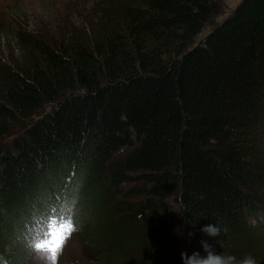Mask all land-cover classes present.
<instances>
[{
  "label": "trees",
  "instance_id": "obj_1",
  "mask_svg": "<svg viewBox=\"0 0 264 264\" xmlns=\"http://www.w3.org/2000/svg\"><path fill=\"white\" fill-rule=\"evenodd\" d=\"M125 1L107 34L23 31V61L0 63V264H23L49 195L71 198L93 264H183L201 241L264 264V0L218 23L217 0Z\"/></svg>",
  "mask_w": 264,
  "mask_h": 264
},
{
  "label": "rangeland",
  "instance_id": "obj_2",
  "mask_svg": "<svg viewBox=\"0 0 264 264\" xmlns=\"http://www.w3.org/2000/svg\"><path fill=\"white\" fill-rule=\"evenodd\" d=\"M217 1L220 6V13L215 18V22L218 23L233 11L241 0ZM126 3L125 0H0V63L7 62L6 59L9 57L18 62L23 61V56L29 50V46L23 44V39L27 40L23 35V31L28 35L45 33L53 37L71 36L78 33L87 34L95 29L107 34L108 30L114 25L124 24V17L122 14L119 15V12L121 6ZM19 17H22V19H19ZM34 29L37 34L32 31ZM204 34L205 31L199 35V38ZM19 132L20 130L15 128L8 137H14ZM255 135L264 146V120L258 125ZM123 154L124 151L119 153L118 157ZM133 186L135 185H123L122 188L129 189ZM257 189V195L264 200V185L260 188L257 187ZM56 193L52 192L51 194L57 195ZM71 193V197H73L74 192L71 191ZM115 197L119 199L120 195ZM49 198L50 195L47 197L48 201L41 203V206H39L38 210L42 211H34V213L24 215L26 224L23 234L27 239L32 238L33 229L37 222L41 218H46L52 207L59 208L62 204L68 203L72 204L74 209L76 208L71 198H66V200ZM38 199L43 200V195H39ZM256 215L250 216L248 222L250 224V220L255 218L257 225L253 227L250 224V227L259 229V233L263 234L264 222L261 221V217H264V214L257 213ZM82 217L84 218L83 215ZM77 218L80 220V216L74 215L75 222H77ZM85 227L86 225L80 229L83 235L88 229ZM78 230L72 233L64 243L63 250L58 257V264H93L95 260L98 261L97 257L100 253H95L93 249L85 246V241L80 237L81 231ZM261 236L257 235L256 237ZM261 242L262 240H259L258 243ZM27 243L29 251L28 254H25V259L23 258V264H45L31 249V241ZM245 249L243 252L247 256L249 251ZM134 252L127 254L126 260H124L125 264H140L138 258L134 256ZM11 259L17 260L15 256L13 257V254Z\"/></svg>",
  "mask_w": 264,
  "mask_h": 264
},
{
  "label": "clouds",
  "instance_id": "obj_3",
  "mask_svg": "<svg viewBox=\"0 0 264 264\" xmlns=\"http://www.w3.org/2000/svg\"><path fill=\"white\" fill-rule=\"evenodd\" d=\"M121 120L126 122L127 115L122 114ZM74 215V206L65 203L59 208L52 207L50 214L37 222L33 229L30 247L45 264H58V257L63 250L64 243L72 233L78 230ZM261 221L264 222V217H261ZM250 224L255 227L257 220L251 219ZM228 231V228H221L217 224L207 225L201 229L202 233L212 238L219 237L222 232L227 233ZM188 235L192 237L194 234L188 233ZM201 247L205 255H201L198 251L193 252L191 256L182 252L183 264H237L235 256L216 253L212 245L206 241H201ZM239 264H257V261L251 255H247L239 261Z\"/></svg>",
  "mask_w": 264,
  "mask_h": 264
}]
</instances>
